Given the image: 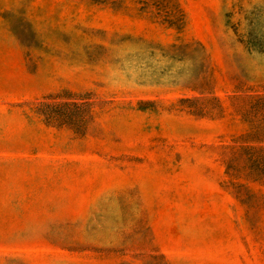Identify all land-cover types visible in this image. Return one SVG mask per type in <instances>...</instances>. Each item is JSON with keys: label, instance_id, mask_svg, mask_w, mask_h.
<instances>
[{"label": "rangeland", "instance_id": "374dc122", "mask_svg": "<svg viewBox=\"0 0 264 264\" xmlns=\"http://www.w3.org/2000/svg\"><path fill=\"white\" fill-rule=\"evenodd\" d=\"M259 97L264 0H0V264H264Z\"/></svg>", "mask_w": 264, "mask_h": 264}, {"label": "trees", "instance_id": "16d2710c", "mask_svg": "<svg viewBox=\"0 0 264 264\" xmlns=\"http://www.w3.org/2000/svg\"><path fill=\"white\" fill-rule=\"evenodd\" d=\"M257 99L264 101V97ZM235 149L245 154L247 158L245 162L250 164L251 172L256 171L258 176L264 174V137L254 134L246 135L242 144L236 146Z\"/></svg>", "mask_w": 264, "mask_h": 264}]
</instances>
